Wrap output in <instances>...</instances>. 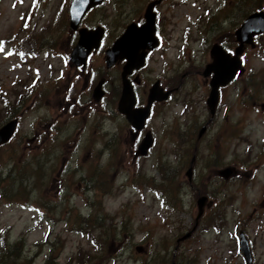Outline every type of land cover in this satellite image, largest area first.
I'll return each mask as SVG.
<instances>
[{"label": "rangeland", "instance_id": "obj_1", "mask_svg": "<svg viewBox=\"0 0 264 264\" xmlns=\"http://www.w3.org/2000/svg\"><path fill=\"white\" fill-rule=\"evenodd\" d=\"M151 1L106 0L82 28L104 25L108 46L121 34L113 21L134 20ZM70 2L0 0V127L20 118L0 148V264H247L239 234L255 243L253 264H264V35L245 48L240 75L222 89L218 115L197 143L210 118L206 26L219 21L236 48V30L264 11V0L168 1L169 42L139 89L159 79L176 92L155 105L137 138L117 112L123 65L106 69L104 50L85 69L66 61L79 40ZM102 78L110 81L96 102ZM146 132L156 142L142 157ZM228 166L237 175L226 181L218 170ZM199 195L210 205L175 254L195 225Z\"/></svg>", "mask_w": 264, "mask_h": 264}, {"label": "water", "instance_id": "obj_2", "mask_svg": "<svg viewBox=\"0 0 264 264\" xmlns=\"http://www.w3.org/2000/svg\"><path fill=\"white\" fill-rule=\"evenodd\" d=\"M103 1L104 0H73L70 11L71 28L77 29L86 12L95 6L100 5ZM153 7L154 4L148 7L146 15L148 21L141 30H138L137 28V30L129 28L128 32H126L124 36L116 41L114 47L107 51L106 63L108 68H111L119 60H123L125 58L127 59V64L124 66L122 72L123 91L119 101L118 111L127 118L129 123L136 130H142L145 127L146 120L150 115V108L152 104L155 101H165L169 97V92H164L163 88L160 86V83L157 82L150 91L147 106L145 108H135L136 98L133 91V86L127 79V76L131 74L133 70H138L144 66L145 53H141V51L149 47L148 43H145L144 41L146 38V33L149 32L151 37L150 40H152V36L154 35L155 20L154 15L152 14ZM236 33L237 39L240 42V47L236 49L235 56L228 54L221 46L214 47L211 52L214 61L213 63L207 65L204 72L205 77L210 76L212 73L214 74L211 82L212 91L208 100V105L211 107L212 113H214L218 102L219 88L221 86L228 85L242 68L240 55L243 53L245 45L254 46V37L264 34V12L260 11L250 15ZM93 34L94 32L88 31L86 29L80 30L79 44L72 56V61L77 65L84 63L91 50L99 46L101 34H98L95 38H93ZM146 40L149 42L148 38H146ZM102 85L103 82H101L95 89L94 96L97 98V100H100L104 95ZM18 123L19 119H13L0 129V146L8 143L12 139ZM205 131L206 127L201 129L199 138H202ZM152 145L153 137L148 134L140 146V154L146 156ZM194 162L195 158H193L192 165L186 173L190 182L193 178ZM235 173V169L230 167L219 171V175L226 180L231 179ZM206 203L207 197L201 196L198 199L197 204L199 207V214L196 220V226L191 232L178 239V244L189 239L193 232L197 229L199 219L204 213V207ZM241 238V249L247 258L248 263L252 264V254L249 243L243 234L241 235ZM137 250L141 251V248H137Z\"/></svg>", "mask_w": 264, "mask_h": 264}, {"label": "flooded vegetation", "instance_id": "obj_3", "mask_svg": "<svg viewBox=\"0 0 264 264\" xmlns=\"http://www.w3.org/2000/svg\"><path fill=\"white\" fill-rule=\"evenodd\" d=\"M71 1H72V0H71ZM153 1H155V0H153ZM153 1H151V2H153ZM168 1H169V0H163V1L161 2V4L156 5L155 8H154V12H155V14H156L155 30H154V35L152 36V40H150L151 37H150V35H149V32L146 33V38L149 39V42H147L146 38L144 39L145 43H148L149 47L146 48L145 50H143V51L141 52V53H145L144 66H143V68H141V69H139V70H134V71L128 76L129 79H130L131 81H134V80L136 79L137 82H138V85H134V89H135L136 96H137V101H138V107H142V106H145V105H146V104H144L145 99H146L145 96L148 97V94H149L150 89H151V87H152V86H150L149 83H146L143 89H139V87H140L143 83H145V79H144V77H143V71H144L145 69H147V67H148V63H149L151 57H153L154 54L158 53V52H159L162 48H164V47L167 45V43L169 42V36H170V33L167 32V20H168V17H169V16H167V14H166V12H165V10L167 9L166 7L168 6ZM151 2H150V3H151ZM150 3H149V4H150ZM149 4H148V5H149ZM70 5H71V2H70V4H69V11H70ZM148 5H146L145 7L147 8ZM100 7H101V6L92 9L91 11H89V12L84 16V18H83V20H82V22H81V23H82V24H81V27L83 26V23L86 21V19L89 17V15H90L93 11L97 10V9L100 8ZM143 8H144V6H141V7L139 8V10H138V12H137V17H136L134 20H132V21H127V22H126V20H128V16H125V15L122 16V21H119V20H117V21H113L112 25H113L114 27H116L117 24H118L119 22H122V24H121L120 26H118V30H120L121 34L118 35V36H116V37H113V38L109 41L108 46H106V44H105L106 27H105L104 25H102V24H101V25H98V26H102V27L104 28V36H103V38H102V40H101V46H100V48H99L98 50H93L92 53L89 55V57H88V64L91 63V60H92V64H93V57H95L96 55H98L99 52L102 53V51L104 50V54H105L106 51H107L108 49L112 48V46L115 44V42L117 41V39H119L121 35H123V34H125L126 32H128L129 28H131V27L134 26L133 29H136V28H137L138 30H141V29L145 26V24L147 23V19H146V15H145L146 9H145V12L142 13ZM69 11H68V13H69ZM162 11L164 12L163 14H162ZM124 18H125L126 20H124ZM218 23H219V21H215V23H208V25L206 26V29H207V30L209 29V30L207 31V34H206V35L212 33V36H209L208 38H206V41H207L206 44L204 43L205 51L208 50V55L205 53V55H206V57H207V61H208V63L211 62V51H212V48H213L214 46H221V47H223L224 49H226V50H227L228 52H230V53H233L232 48L235 49L234 47H231L232 45H231L230 43L225 42V36L223 35V33H221L222 30H221L220 26L218 25ZM98 26H97V27H98ZM69 27H70V16H69ZM137 29H136V30H137ZM72 32H73V35H79V33H78L77 31H72ZM138 32H139V31H138ZM75 37H76V36H75ZM143 43H144V42H143ZM234 43L236 44L237 41L234 40ZM76 45H77V42H76L75 46H76ZM75 46H74V48H75ZM229 47H230V48H229ZM74 48H73V49H74ZM68 55H69V56L66 57V60H68V58L70 57L71 54L68 52ZM126 63H127V60L124 59V60H122V61H119L114 67H116V66L119 65V64H122V65L124 66ZM208 63H207V64H208ZM88 64H87V65H88ZM87 65H86L85 67L77 68V70H80L81 68L85 69V68H87ZM114 67H113V68H114ZM122 68H123V67H122ZM91 69H92V67L90 68V70H91ZM111 69H112V68H111ZM109 70H110V69H109ZM202 72H203V71H202ZM202 72H201V73H202ZM189 74H190V72H187L185 75H183V77H186V76H188ZM102 79H103V78H102ZM109 81H110L109 79L105 78L104 85H103L104 90H105V94L107 93V89H108ZM157 81H160V80L158 79ZM160 82H161V81H160ZM161 84H162V83H161ZM86 85H87V80H86ZM149 86H150V88H149ZM162 86H163V84H162ZM86 87H87V86H85V88H86ZM163 88H164L166 91L168 90V89L165 88L164 86H163ZM68 90H70V87H69V86H68V88H67V91L64 92V93H66V94H65V101H67V100L69 99V97H70ZM139 90H141L142 93H140ZM110 102H112V101H110ZM90 103H92V102H90ZM145 103H146V102H145ZM110 104H111V103H110ZM156 104H157V103L153 104V107H152V113H153V111H154V107H155ZM111 105H112V104H111ZM69 107H70V105H69ZM66 110H68V109L66 108ZM217 110H218V108H217ZM217 115H218V114H217V111H216V115H215V117H216ZM215 117H214V119H215ZM210 119H211V117L207 120V122H206V124H205V126H207V128L209 127L210 122H211V121H214V119H213V120H210ZM146 128H147V127H146ZM207 131H208V130H206V133H207ZM143 133H144V131H141V132H135V131H134L135 138H137L138 136H140V135L143 134Z\"/></svg>", "mask_w": 264, "mask_h": 264}, {"label": "bare ground", "instance_id": "obj_4", "mask_svg": "<svg viewBox=\"0 0 264 264\" xmlns=\"http://www.w3.org/2000/svg\"><path fill=\"white\" fill-rule=\"evenodd\" d=\"M200 131H201V129H200ZM239 245V244H238ZM239 248H241V246L239 245Z\"/></svg>", "mask_w": 264, "mask_h": 264}]
</instances>
